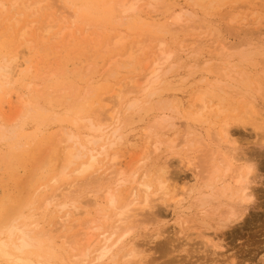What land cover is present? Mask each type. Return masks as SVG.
<instances>
[{
    "label": "rangeland",
    "instance_id": "374dc122",
    "mask_svg": "<svg viewBox=\"0 0 264 264\" xmlns=\"http://www.w3.org/2000/svg\"><path fill=\"white\" fill-rule=\"evenodd\" d=\"M2 1L6 5V16H9L10 19L15 16L16 20H22L19 24H15L16 20L13 22L12 19L9 20L10 22L5 21L6 16L0 20V67L9 65L14 58H17L13 64L14 79L11 84H6L3 79L4 71L0 72V103H6L4 100L8 101L7 96H14L12 99L15 102L14 105H6L2 110V118L0 117V123L3 125L0 130V224L13 218L14 212L20 211L17 212V215L22 213L28 217L29 223L33 222V226L36 227L35 224H37L38 232L51 231L54 241L50 242L45 239L47 241L44 242V247H50L57 257L51 260L45 252L47 259L53 264H80L77 261H72L68 253L65 257L58 241L62 233L58 224L59 217L56 212L47 209L44 202L48 196L55 193V187L51 180L61 172L62 151L56 145V139L62 133V128L63 130L70 129L84 137L87 131V119L96 120L102 116L94 113L102 103L100 98L108 96L106 89L115 86L114 75H111L110 72L115 70V73H122L121 76L116 75L124 81L126 77L142 75L146 71L143 56H137L133 60V67L129 68L132 74L121 72L122 69L117 63H113L112 68L108 67L113 53H124L130 43L138 41L156 50L159 40L165 39L167 51L181 53V49L194 50L197 51V55H200L201 60L210 61L207 66L201 65L203 62L201 61V64L197 65L198 67L193 68L184 67L183 63H174L166 75L167 82L164 85L165 90L162 91L165 97L160 98L161 101L154 100L142 110L122 112L123 118L127 117L122 128V133L126 135L127 141L120 153L124 152L123 155H127V152L131 151V154H135L134 157H136L146 150L144 149L147 146L145 131L153 123V120L162 114L159 107L190 106L194 102L196 90L206 87L207 83H213L216 78H219L220 72L217 66L223 65L217 60L214 49L221 40L254 41L258 50L251 53L252 60L245 64L251 80L254 81L253 74L258 73V70L263 67L262 61L264 60L261 58L264 56V54L262 56V52L264 53V0H257L256 6L250 5L252 0H167L164 3H156L153 7L143 8L145 12L151 13L157 24H160L159 27H153V29L150 25L137 26L132 24L131 20H125L120 12L118 0H50L54 3V7L47 10L48 13L45 10L42 11L43 13L36 12V15L33 14V11L23 10L24 8L20 5H17V8L13 7L14 3L21 2V0ZM29 1L33 4L39 0ZM221 4L222 6L219 8L218 6ZM212 5L213 8H211ZM64 7L66 16L70 15L67 18V21L69 19L70 21L66 24L73 26L72 36H69L70 30L67 29L62 35L53 37L52 34H57L64 26V22L60 21L62 19L58 17L57 13L58 8ZM180 8L187 9L181 14L183 20L173 23L171 18L181 12ZM14 10L26 12H23L24 15L21 17ZM253 10L257 11V17L256 13L255 16L253 15ZM187 12L191 13V16ZM206 13H211V15L206 17ZM236 13L239 16H236L237 20L246 22V25H241L240 29H234V25L229 21ZM243 14L244 16H242ZM50 17L53 22L57 23V27L52 33H46V40H42L41 35L44 31L38 30V27H45ZM121 20H124V23H121ZM23 21L26 24L30 22H37V24H33L30 33L21 38V31L25 25ZM191 27H195V29ZM18 28L21 30L19 31ZM15 29L17 30L15 31ZM115 29L123 30L125 35L130 36L129 40L125 41L121 48L111 49V51L108 49L107 51L106 45L111 42L110 38L118 33ZM84 30H88V32L83 38L80 33ZM204 30L208 36L197 41ZM27 42L32 43L31 48L25 46ZM198 51L202 54H199ZM197 55L195 56L197 57ZM173 59L175 62L178 60L177 57ZM233 63L238 64V61ZM106 72L110 74L107 75ZM226 90L228 89L226 88ZM227 95L228 98L224 102L218 98H213V100L215 103L219 102L221 106L229 108V103L232 101V97L229 95L233 96V93L228 92ZM21 96L32 101L29 110L23 107L18 99ZM259 104H262L261 100ZM30 111L31 115L28 114ZM224 115L225 113L222 114V116ZM176 123L178 134L177 136L171 135L176 138L173 137L177 144L176 149L171 152L167 150V144L162 143L160 158L151 155L145 167L150 168V178L152 179L160 166L166 163V173L173 177L179 186H185L186 190L192 189V192L180 208L173 209L166 207L163 203H157L155 210L158 211L157 213L160 212V218L150 224L147 222V228H143L145 226L143 224L141 226L133 223L136 227L129 236V240L134 243L137 249L141 247L138 250L142 251L141 257H144V260L141 258L142 263L264 264V133L252 131L250 127L247 129L237 128L236 139L240 146L238 151L241 153L245 151L248 157H257L256 160L251 161L255 174L254 196L240 221L227 228L217 229L214 214L205 213L207 219L205 218L206 223H203V211L194 205L195 198L202 191V183L199 174L192 167L186 165L185 156L187 155L183 151L191 147L189 157L198 164V150L201 143H198L197 140L201 137L209 140L208 136L213 132V129L205 130L201 128L202 126L195 125L193 121L183 118L176 119ZM156 131H159V136L162 137L164 131L159 129ZM185 132L191 134L185 137ZM188 142H194V144ZM181 143H184V146ZM127 157L128 155L124 158ZM128 161L132 163L130 164L132 168L137 164L131 157L127 158L124 163L127 164ZM139 175H141V170H138ZM73 179L74 177L69 178L68 181ZM84 190L85 188L80 191ZM80 191L79 193H81ZM123 193L126 194V192ZM87 196L90 195L85 192L83 200ZM91 197L93 198V196ZM98 199L102 205H106L102 196L99 195ZM236 201L235 199L232 203L237 208ZM224 208L221 206L219 211ZM95 211L96 208H92L91 215H96ZM107 211L110 210L107 209ZM200 212L201 214H198ZM185 217L189 221L184 223V227L181 220ZM78 219L81 225L86 218L80 216ZM80 225L77 227L78 230H75L76 232L82 229ZM156 232L158 235L151 238L150 234ZM207 236L208 238L213 237V241L223 246V249L215 253L207 243ZM143 246L144 249H142ZM63 258L64 262H62Z\"/></svg>",
    "mask_w": 264,
    "mask_h": 264
},
{
    "label": "bare ground",
    "instance_id": "6f19581e",
    "mask_svg": "<svg viewBox=\"0 0 264 264\" xmlns=\"http://www.w3.org/2000/svg\"><path fill=\"white\" fill-rule=\"evenodd\" d=\"M166 1L118 0V6L125 20H131L132 24L137 26L150 25L153 29V27H159L160 24H157L151 13L145 12L143 8H150L155 6L156 3H164ZM256 1L252 0L250 5L256 6ZM53 4L50 0H39L33 4L29 0H21V2L14 3L13 7L17 8V5H20L24 8L23 10L33 11V14H35L39 11L46 10L45 12H47V10L54 7ZM62 5L64 4L62 3ZM221 6L222 4L218 7L220 8ZM213 7L212 5L211 8ZM185 10L187 11V9L180 8L181 12L171 18L173 23L183 20L181 14ZM256 10H253V15L257 12ZM6 12L5 2L0 0V20L7 15H5ZM15 12L21 17L24 15V11ZM57 13L58 17L62 19L60 21L64 22V26L57 34H52L53 37L62 35L67 29L70 30L69 36L71 37L73 26L67 25L68 21H70V19L67 21V18L70 15L66 16V8H58ZM187 14L191 16V13L187 12ZM205 15L207 17L211 13H206ZM236 16H238L237 13L229 21L234 25V29H240L241 25L246 22L237 20L239 16ZM16 18L14 16L11 19L14 22ZM11 19L6 16L5 21L10 22L9 20ZM21 20H16L15 24H19ZM121 23H124V20H121ZM24 24L20 35L21 38L30 33L33 24H37V22L27 24L25 22ZM251 24L253 25V23ZM124 26L126 25L124 24ZM56 27L57 23L53 22L50 17L45 27H38V30L42 29L44 31L41 39L46 40V33H52ZM191 28L195 29V27ZM18 30L20 31L21 28H18ZM88 30L81 31V37L84 38ZM117 32L110 38L111 42L109 45H106L107 51L108 49L110 51L111 49H119L124 45L125 41L129 40L130 36L125 35L123 30H117ZM91 35L93 36L92 33ZM207 36L208 33L204 30V33L199 35L197 41H201ZM164 40H159L156 50L138 41L130 43L124 53L119 51V54L113 53L114 55L111 57L108 67H111L113 63H117L122 69L121 72L130 73L129 68L133 67V60L137 56H143L145 73L135 77H126L122 81L116 75L119 73H115V70L110 72L111 75H114L115 86L109 89L105 88L108 96L100 98L102 103L94 112L102 116L96 118V120L87 119V128L85 127L87 131L84 137L72 132L70 129L63 130L62 128V133L56 139V145L62 151L61 172L51 180L52 185L55 187V193L45 199L44 206L50 211L57 213L59 228L62 229L58 241L65 257H67L68 253L72 261H77L80 264H144L142 263L144 257H141L142 251L138 250L141 247L137 249L134 243L129 240V236H131L136 227L133 223H136L135 225H145L143 228H147L148 223L156 222L160 218V212L157 213L158 211L155 210L157 203H163L166 207L173 209L180 208L192 192V189L186 190L185 186H179L178 182L166 173V163L160 166L152 179L150 178V168L145 167L151 155L158 157L161 154L160 145L162 143H166L167 150L171 152L176 149V138L173 136L174 139L171 136L172 134L176 136L178 134L176 119L183 118L187 121H193L195 125H200L205 130L213 129V132L208 136L209 140H206L205 137L197 140L198 143H201L198 150V164L196 161L194 163L189 157L191 155V147L183 150L187 155L185 156L186 165L192 167L199 174L202 183V191L194 200V205L203 211L202 222L206 223L205 213L214 214L217 229L227 228L243 218L247 211V206L253 200L255 174L251 161L256 160L257 157H248L245 151L242 153L238 151L240 146L236 135L237 128L240 127L242 129L250 127L252 131L264 133V60L262 61L263 67L258 70V73L253 74L254 81L251 80V76H249L246 69L247 66H245L246 62L252 60L251 53L254 50H258V46L254 44V41L231 42L228 39L221 40L220 44L214 49L217 60L223 65L217 66L220 72L219 78H216L213 83H207L206 87L196 90L194 102L190 106L172 105L169 108L159 107V111L162 114L156 117L145 131L147 146L144 149L146 150L139 153L138 156L136 155V157H134L135 154H131V151L126 150L128 151L127 158L131 157L134 160L133 162H137V164L132 168L130 167L131 162L124 163L127 160L124 157L127 155H123L124 152L121 154L120 151L127 141L126 135L122 133L127 117L126 119L123 118L122 112L128 113L132 110H142L154 100L156 102L161 101L160 98L165 97L162 91L163 89L165 90L166 75L174 63H183L184 67L190 68L199 65L201 61L203 62L200 64L205 66L210 63L209 60H201L200 55H197V51L194 50L181 49V53L167 51ZM25 46L31 48L32 43L27 42ZM183 52L185 53L184 55ZM199 54L202 53L200 52ZM263 54L262 52V56ZM174 57L178 58L176 62L173 59ZM261 58L264 59V56ZM16 59L14 58L9 65L0 67V72L4 71L5 77L3 79H5L6 84H11L14 79L13 64ZM121 59L122 61H120ZM236 60L238 64L233 63ZM108 73L107 75L110 74ZM28 88L30 89V87ZM228 92L233 93V96L229 95V97H232L229 108L221 106L219 102H214L213 98H218L221 102L226 101ZM7 97L9 98L7 99L8 101L4 100L6 103H0L1 118L2 110L5 106L15 104L12 99L14 96ZM18 99L23 104V107L30 109L32 104L30 99H24L22 96ZM260 100L262 104H259ZM187 107L189 108L186 109ZM223 113H225L224 116H222ZM28 114L31 115V111ZM2 128L3 125L0 123V130ZM157 129L164 131L162 137L159 136L160 132L156 131ZM190 134V132H185L184 136L186 137ZM188 143L194 144V142ZM181 145L184 146V143H181ZM138 170H141V175L139 176ZM72 177L74 179L68 181ZM83 188L85 190L80 191ZM85 192L90 196L83 200ZM123 192H126V194ZM99 195L102 196L106 205H102L99 202ZM235 199L237 200V208L232 203ZM221 206L225 208L219 211ZM92 208H96V215L94 216L91 215ZM107 209L110 211H107ZM17 212L12 214L13 218L10 220L8 218L6 219L8 221H5V223L2 221L3 224H0V264H53L52 261L45 257V252L47 253L46 255L50 256L51 260L57 257L55 252L50 247H44V242L47 240L50 242L54 241L51 231L38 232L36 229L37 224H35L36 227L33 226V222H28L27 216L22 213L17 215ZM198 214H201V212ZM198 214L197 217L199 216ZM80 216L81 218L82 216L86 218L81 225L78 219ZM181 221L182 226L185 227L184 223H187L189 219L185 217ZM79 225L82 226V229L76 232L75 230ZM145 235L148 236L147 234ZM157 235V232L150 234L151 238H155ZM212 238L207 236L206 240L210 247L214 249V252L217 253L218 250L223 249V246L215 243ZM142 249H144V246ZM62 262H64V258Z\"/></svg>",
    "mask_w": 264,
    "mask_h": 264
}]
</instances>
